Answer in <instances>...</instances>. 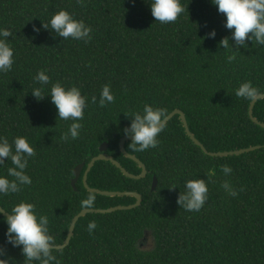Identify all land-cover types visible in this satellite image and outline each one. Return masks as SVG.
<instances>
[{"label": "trees", "instance_id": "obj_1", "mask_svg": "<svg viewBox=\"0 0 264 264\" xmlns=\"http://www.w3.org/2000/svg\"><path fill=\"white\" fill-rule=\"evenodd\" d=\"M150 2L0 0V27L13 33L8 39L15 59L10 72L0 73V135L10 143L27 137L36 150L26 169L32 184L0 196V207L10 213L21 201L35 204L38 213L48 216L57 246L62 245L72 219L82 211L80 202L90 193L82 176L101 146L106 144L105 155L128 173L140 175L138 165L118 146L133 113L142 112L145 104L164 108L168 115L180 110L207 152L261 148L210 157L188 138L178 116L160 133L156 149L137 152L127 142L125 150L145 165L146 176L129 178L101 160L88 173L87 183L100 191L138 193L140 206L80 218L69 245L54 251L59 264H264V129L250 119V102L235 96L247 81L264 93V46L246 40L247 48H240L229 63L227 56L233 53L219 42L231 37V31L211 0H180L185 11L170 24L156 22ZM60 10L91 26L92 39L63 40L43 28ZM212 30L215 39L205 38ZM41 70L52 83L76 86L88 97L78 139L65 142L62 136L72 121L58 119L50 97L37 100L30 93ZM104 85H110L115 101L101 108ZM50 88L46 86L45 94ZM253 117L264 124V99L256 102ZM81 164L74 191L73 171ZM223 165L232 168L230 175L221 171ZM12 166L6 161L0 175ZM197 178L206 180L209 199L199 212L185 211L177 204L179 194L186 180ZM224 181L238 190L237 196L225 192ZM95 194L93 209L136 201ZM4 218L0 213V245L7 230ZM92 220L97 228L90 234ZM6 247L16 264H27L19 248Z\"/></svg>", "mask_w": 264, "mask_h": 264}, {"label": "clouds", "instance_id": "obj_2", "mask_svg": "<svg viewBox=\"0 0 264 264\" xmlns=\"http://www.w3.org/2000/svg\"><path fill=\"white\" fill-rule=\"evenodd\" d=\"M211 2L218 12L224 15V27L231 31V37H225L219 42L221 48L230 49L233 53L227 56L229 63L236 59L235 53L240 52V48H247L246 40L254 41L258 46H264V0H211ZM150 10L156 22L161 24L174 23L185 11L180 0H151ZM42 24L43 28L53 31L63 40L70 38L87 43L92 39L91 26L83 20L76 19L67 10L56 12L47 23ZM34 30L39 31V29ZM12 35L8 28L0 27V73L10 72L15 63L14 50L8 39ZM215 37L216 31L212 30L205 38L215 39ZM230 40L233 43H230ZM33 81L34 86L30 93L37 100L50 97L57 109L58 119L72 121L62 139L65 142L69 139H78L83 127L81 121L84 119L88 97L83 96L80 88L76 86L66 88L60 82L52 83L50 76L43 70L33 77ZM50 84L51 88L48 94H45L46 86ZM262 94L264 93L261 89L255 87L251 81L241 83L235 90L236 97L249 102L255 101ZM114 101L110 85H104L99 96V106L103 108ZM91 103H97L96 96L91 97ZM132 118L130 127L124 129V134L132 138L130 145L133 150L144 152L156 149L160 144L158 137L166 127L167 110L145 104L142 112L133 113ZM35 155L36 150L30 145L27 137L17 136L10 143L7 137L0 135V167L4 166L8 160L13 165L7 168V175H0V196L18 193L23 187L32 184L26 169L30 158ZM221 171L228 176L233 170L229 165H223ZM221 186L229 196L238 195V190L230 182L224 181ZM171 189H175V186ZM208 192L206 180L200 178L186 180L184 191L180 192L177 204L185 211L199 212L209 199ZM95 201L96 194L90 192L87 198L80 202V207L85 211L91 210L95 207ZM7 213L3 220L7 230L4 244L0 245V264H16L14 258L8 255L6 245L19 248L27 264H59L54 254L57 244L50 233L47 215L38 213L36 205L26 201L14 205L11 212ZM96 228L95 220L88 223L90 234Z\"/></svg>", "mask_w": 264, "mask_h": 264}, {"label": "water", "instance_id": "obj_3", "mask_svg": "<svg viewBox=\"0 0 264 264\" xmlns=\"http://www.w3.org/2000/svg\"><path fill=\"white\" fill-rule=\"evenodd\" d=\"M264 99V94H262L260 97H258L255 101H252L250 102V105H249V109H248V113H249V117L250 119L252 120L253 123L259 125L261 128L264 129V124L263 123H260L257 119H255L253 117V108L256 104L257 101L259 100H263ZM174 116H178L181 123H182V126L184 128V131H185V134L188 136V138L196 145L198 146L206 155L210 156V157H227V156H239V155H243V154H246V153H249V152H253V151H256L258 149L261 148V146H252V147H248V148H245V149H240V150H235V151H229V152H217V153H211V152H207L205 150V148L203 147V145L194 137V135L190 132L189 128H188V124H187V121H186V117L184 115V113L180 110H174L173 112H171L169 115H168V118H167V121H166V124L174 117ZM132 141V138L131 137H128V136H124L120 139L119 141V150L120 152L128 159H131L132 161H134L138 167L141 169V173L140 175H131L130 173H128L121 165L119 162L115 161L112 157H109V156H106L105 155V152L107 151V145L106 144H103L100 148V151H101V154L92 158L90 160V162L87 164L86 166V169L84 171V174L82 176V183H83V187L89 191V192H94V193H97V194H100V195H103V196H109V197H115V196H131V197H134L135 198V203L131 206H127V207H124V206H118V207H112V208H108V209H91V210H82L80 211L71 221L70 223V226L68 228V232H67V235H66V238L63 242L62 245L60 246H57L55 250H62L64 248H66L69 243H70V240L73 236V232H74V229H75V226H76V223L78 222V220L82 217H85L86 215L88 214H110V213H113L115 211H121V210H131V209H134V208H137L140 206L141 202H142V198L141 196L138 194V193H135V192H109V191H100V190H97V189H93V188H90L88 186V183H87V177H88V173L90 172V170L92 169V167L94 166V164L97 162V161H109L111 162L114 166H116L125 176L129 177V178H132V179H142L146 176L147 174V171H146V168H145V165L143 163H141L134 155H131L129 154L126 150H125V144L127 142H130ZM84 168V165L81 164V165H78L74 171H73V175H74V178L73 180L71 181V186L73 187L74 191H76V182L77 180L79 179L80 175H81V172ZM155 187H156V180L153 181V184H152V187H151V190L154 191L155 190ZM0 213L6 217L8 215L7 212H5L1 207H0Z\"/></svg>", "mask_w": 264, "mask_h": 264}, {"label": "rangeland", "instance_id": "obj_4", "mask_svg": "<svg viewBox=\"0 0 264 264\" xmlns=\"http://www.w3.org/2000/svg\"><path fill=\"white\" fill-rule=\"evenodd\" d=\"M146 247H147V248H150V247H151V241H150V240H148V241L146 242Z\"/></svg>", "mask_w": 264, "mask_h": 264}]
</instances>
